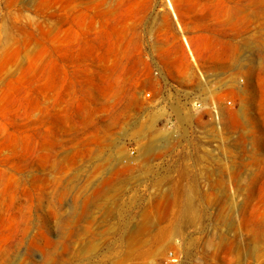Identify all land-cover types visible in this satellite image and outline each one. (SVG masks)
Masks as SVG:
<instances>
[{
  "label": "rangeland",
  "instance_id": "obj_1",
  "mask_svg": "<svg viewBox=\"0 0 264 264\" xmlns=\"http://www.w3.org/2000/svg\"><path fill=\"white\" fill-rule=\"evenodd\" d=\"M167 1L0 0V264H264V0Z\"/></svg>",
  "mask_w": 264,
  "mask_h": 264
},
{
  "label": "bare ground",
  "instance_id": "obj_2",
  "mask_svg": "<svg viewBox=\"0 0 264 264\" xmlns=\"http://www.w3.org/2000/svg\"><path fill=\"white\" fill-rule=\"evenodd\" d=\"M169 1V0H168ZM167 1V2H168ZM169 7L171 8V9H173V5L171 4V2L169 1ZM174 14V13H173ZM175 17V16H174ZM176 18V17H175ZM177 20V19H176ZM177 22V21H176ZM178 23V22H177ZM179 26V25H178ZM186 43H187V46L190 48V50H191V47H190V44H189V42L186 40Z\"/></svg>",
  "mask_w": 264,
  "mask_h": 264
},
{
  "label": "built area",
  "instance_id": "obj_3",
  "mask_svg": "<svg viewBox=\"0 0 264 264\" xmlns=\"http://www.w3.org/2000/svg\"><path fill=\"white\" fill-rule=\"evenodd\" d=\"M146 98H150L151 97V92H147V93H145V95H144Z\"/></svg>",
  "mask_w": 264,
  "mask_h": 264
}]
</instances>
